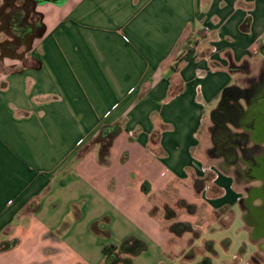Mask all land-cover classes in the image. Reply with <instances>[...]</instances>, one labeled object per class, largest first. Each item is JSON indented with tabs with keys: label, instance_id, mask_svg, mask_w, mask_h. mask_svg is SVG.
Segmentation results:
<instances>
[{
	"label": "crops",
	"instance_id": "obj_1",
	"mask_svg": "<svg viewBox=\"0 0 264 264\" xmlns=\"http://www.w3.org/2000/svg\"><path fill=\"white\" fill-rule=\"evenodd\" d=\"M33 10L26 54L0 52V245H11L0 264H104L105 246L140 240L146 248L134 264L149 236L172 239L150 216L159 217L156 196L177 183L188 201L193 183L233 222L239 209L243 231L264 250L249 217L257 198L246 203L261 181L245 174L264 156V128H233L248 133L254 153L241 162L216 154L227 145L214 132L223 106L241 100L251 117L264 99V89L252 93L264 76V0H59ZM114 124L121 131L103 166L95 139ZM210 134L222 170L207 172ZM211 189L216 198L205 196ZM254 255L264 264V251L260 263Z\"/></svg>",
	"mask_w": 264,
	"mask_h": 264
},
{
	"label": "rangeland",
	"instance_id": "obj_2",
	"mask_svg": "<svg viewBox=\"0 0 264 264\" xmlns=\"http://www.w3.org/2000/svg\"><path fill=\"white\" fill-rule=\"evenodd\" d=\"M5 4V3H4ZM2 7V6H0ZM35 14L32 8V12L29 15V19L35 21ZM0 52H4L1 48V45L6 39H9L6 29H5V20L0 22ZM4 54L8 55L6 52ZM9 56V55H8ZM260 70V69H259ZM259 70L254 72L257 75ZM253 72V74H254ZM258 72V73H257ZM242 78H244L242 76ZM237 80V79H236ZM240 83L245 84L244 80L238 77ZM248 83V80H246ZM264 89V82H261L256 88L257 98L260 97ZM256 98V99H257ZM255 100V99H254ZM223 102V98L213 107L212 112L209 113L211 118L212 114L216 112ZM248 111L251 114V117L245 119L247 125H252L256 128H264V99H259L251 107L248 108ZM212 126L210 119L207 120L204 128ZM203 146L208 148L206 152L203 151L204 159L202 161L204 169L208 172L213 166L219 167V161L214 159V155L209 153V148L212 147L211 134L207 136L204 140ZM256 167L251 175L256 176L257 179L261 182H257V186L260 188L256 192L257 199L255 200V210L259 211L260 214L264 213V156L260 157L256 161ZM227 172L230 176L236 180V188L240 192H244L245 184H240L235 177L234 170H228ZM209 181L212 182L216 177L215 173H209L207 176ZM242 177H245L242 175ZM242 179V178H241ZM172 185L165 192H162L158 197L154 199L155 206L157 207V214L159 217H152L157 222L158 229L160 232H163L161 229V222L166 231L170 232V228L174 223H186L190 224L192 231L185 233L181 236L172 234V239L165 244L158 242L153 236L147 238L148 249L144 252L139 258L135 260L134 264H255L253 261V255L258 245L261 244L263 239H254L249 237V235L243 231V227L248 228L242 218V213L237 211V217L235 221L228 227H225L229 223V216H223L222 213L215 212L216 209L210 200H205L206 203L201 201L199 192L192 183L191 185H185L189 187L192 191L191 201L184 199L180 192V184ZM195 188V190L193 189ZM207 198H216L215 191L210 190V194L205 195ZM214 196V197H212ZM181 200H185L187 205H192L193 213H189L186 209L182 208ZM165 210H170L174 212L176 218L171 221L165 220ZM170 215H172L169 212ZM235 217V216H234ZM255 218V213L250 215V220ZM164 220V221H163ZM264 219L260 220V231L264 229ZM245 224V225H244ZM140 236L146 237L143 232H137ZM256 234H254L255 236ZM257 236V235H256ZM116 237V234H115ZM115 239V238H114ZM116 240V239H115ZM118 241L116 240L115 243ZM158 242V243H157ZM212 243V251L208 249L206 244ZM255 244L257 247H255ZM259 250V248H258ZM101 250L97 244L98 255ZM264 250H259L255 254L256 262L261 261V255ZM99 256V255H98ZM260 263V262H259Z\"/></svg>",
	"mask_w": 264,
	"mask_h": 264
},
{
	"label": "trees",
	"instance_id": "obj_3",
	"mask_svg": "<svg viewBox=\"0 0 264 264\" xmlns=\"http://www.w3.org/2000/svg\"><path fill=\"white\" fill-rule=\"evenodd\" d=\"M45 0H6L5 4L0 7V22L5 20V29L9 39H6L1 48L9 56L14 58L23 57L29 49V41L33 33L35 21L29 19V15L32 12L33 6L38 2ZM1 31V27H0ZM247 64L244 63L239 67L242 71L246 69ZM121 131L119 124L105 125L100 129L98 136L95 139V144L99 146V163L103 166H107L110 163V152L115 138ZM88 150H84L81 153L83 156ZM143 191L147 194L149 190L143 186ZM182 208L186 209L189 213H193L192 205H187L185 200H181ZM157 207L152 210V215L157 214ZM169 212L172 214L170 215ZM176 218L174 212L165 210V220L171 221ZM229 223L225 227H228L233 222V216H229ZM170 233L181 236L185 233L192 231L190 224L186 223H174L170 228ZM11 245L5 243L0 245V252L6 251ZM208 249L212 251V243L206 244ZM146 248L143 241L140 240H128L122 244L120 248L111 245L103 248L104 264H132V257L141 254ZM119 251L123 256H121Z\"/></svg>",
	"mask_w": 264,
	"mask_h": 264
},
{
	"label": "flooded vegetation",
	"instance_id": "obj_4",
	"mask_svg": "<svg viewBox=\"0 0 264 264\" xmlns=\"http://www.w3.org/2000/svg\"><path fill=\"white\" fill-rule=\"evenodd\" d=\"M260 82L264 81V76L261 77ZM257 83L256 85H258ZM255 85V86H256ZM255 96H257L256 89L252 91ZM249 96V94H248ZM236 98V96H235ZM248 100V97H247ZM239 102H235L232 105H226L223 106V109L220 110L219 113L215 116V126H214V132L215 137H217L219 140L223 139V142L227 145L225 146V151H215L216 154H223L226 158V160H229V158H235V160L241 161H249L251 158H253V152L248 151L245 147V144L247 140L249 139L248 133L245 131H237L236 133L233 132V128L237 127L236 125H244L247 127V124L245 123V119L249 117L247 111L244 109V105ZM261 137V136H260ZM264 139V137H262ZM220 142V141H219ZM216 146V148H218ZM254 168L248 169L245 174H250L253 171ZM238 174L242 175V173L238 172ZM257 178L256 176H253ZM259 179V178H258ZM260 188H253L250 191V198L246 202L249 204V206L252 204V201L257 198L256 192ZM251 214L255 213L254 221L257 224V235L258 236H264V231L260 232V220L264 219V213L260 214L259 211L255 210V208L251 209ZM250 217V216H249ZM264 221V220H263Z\"/></svg>",
	"mask_w": 264,
	"mask_h": 264
},
{
	"label": "water",
	"instance_id": "obj_5",
	"mask_svg": "<svg viewBox=\"0 0 264 264\" xmlns=\"http://www.w3.org/2000/svg\"><path fill=\"white\" fill-rule=\"evenodd\" d=\"M45 1H54V2H58L59 0H45Z\"/></svg>",
	"mask_w": 264,
	"mask_h": 264
}]
</instances>
